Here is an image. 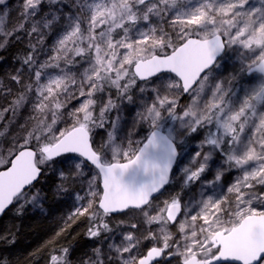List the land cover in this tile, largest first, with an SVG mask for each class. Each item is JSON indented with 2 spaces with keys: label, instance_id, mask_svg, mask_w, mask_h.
I'll use <instances>...</instances> for the list:
<instances>
[{
  "label": "snow or ice",
  "instance_id": "1",
  "mask_svg": "<svg viewBox=\"0 0 264 264\" xmlns=\"http://www.w3.org/2000/svg\"><path fill=\"white\" fill-rule=\"evenodd\" d=\"M3 65L0 218L69 209L23 264H264V0H0Z\"/></svg>",
  "mask_w": 264,
  "mask_h": 264
},
{
  "label": "trees",
  "instance_id": "2",
  "mask_svg": "<svg viewBox=\"0 0 264 264\" xmlns=\"http://www.w3.org/2000/svg\"><path fill=\"white\" fill-rule=\"evenodd\" d=\"M8 66L3 65L0 70ZM45 207L50 209V211L41 213L39 210H30L22 218H16L12 213H8L0 219V231H3L6 226L19 225L17 242L14 247L9 249V254L14 258H22V264L23 257H26L29 252L42 245L53 234L61 222V215L69 210L67 205L55 204L52 201H49V204ZM82 227L83 225L80 227L74 225L72 235L80 232ZM78 239L80 238L78 237ZM40 264H44V261L41 260Z\"/></svg>",
  "mask_w": 264,
  "mask_h": 264
},
{
  "label": "rangeland",
  "instance_id": "3",
  "mask_svg": "<svg viewBox=\"0 0 264 264\" xmlns=\"http://www.w3.org/2000/svg\"><path fill=\"white\" fill-rule=\"evenodd\" d=\"M15 2V0H13V3ZM195 145V141L193 142V146Z\"/></svg>",
  "mask_w": 264,
  "mask_h": 264
},
{
  "label": "water",
  "instance_id": "4",
  "mask_svg": "<svg viewBox=\"0 0 264 264\" xmlns=\"http://www.w3.org/2000/svg\"><path fill=\"white\" fill-rule=\"evenodd\" d=\"M1 219V218H0Z\"/></svg>",
  "mask_w": 264,
  "mask_h": 264
}]
</instances>
